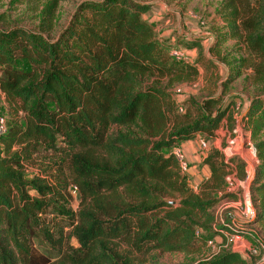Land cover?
Segmentation results:
<instances>
[{
    "label": "trees",
    "instance_id": "trees-1",
    "mask_svg": "<svg viewBox=\"0 0 264 264\" xmlns=\"http://www.w3.org/2000/svg\"><path fill=\"white\" fill-rule=\"evenodd\" d=\"M39 1L10 0L0 12V89L7 102L0 134V264H136V253L192 251L222 233L227 225L214 229L213 209L233 163L242 178L245 164L227 162L222 150L210 148L203 160L210 173L197 190L173 148L198 134L214 138L224 120L236 127V103L208 95L184 104V91L173 98L170 88L196 78L201 59L194 64L171 55L144 18L149 2L82 0L55 32L59 0ZM24 4L33 19L13 17ZM216 9L227 30L216 29L211 48L221 56L226 47L221 62L235 71L224 85L247 73L254 88L241 114L259 162L251 186L256 215L246 225L259 226L264 236V0H221ZM187 48L203 50L196 39ZM42 150L51 160L43 157L27 179ZM73 187L80 197L76 213ZM38 238L57 255L40 252ZM258 262L264 264L260 254L230 248L192 264Z\"/></svg>",
    "mask_w": 264,
    "mask_h": 264
},
{
    "label": "rangeland",
    "instance_id": "rangeland-1",
    "mask_svg": "<svg viewBox=\"0 0 264 264\" xmlns=\"http://www.w3.org/2000/svg\"><path fill=\"white\" fill-rule=\"evenodd\" d=\"M39 1V0H38ZM82 0H59L57 17L59 21V26L55 32H59L63 28L75 12L77 6ZM152 4V8L148 13L145 14L144 18L147 22L155 25L157 32L159 34L160 40L171 50H178L184 53L185 60L196 63V60L201 59V62L198 64V76L190 81H184L180 84L173 85L170 88V92L174 99H177L175 96V89L182 88L184 95L180 97L179 102L187 103L188 99L192 96L197 97L198 99L208 96V95H221L225 100L226 104L233 101L236 103L234 110L235 117L238 119L235 128L240 130V134H234L233 129H230L224 120L225 124L221 126L217 132L216 136L212 139H208L203 134L196 136L194 139L197 140L194 142L195 150L199 158L204 157L207 153L200 148V143L198 142L201 138L207 141L209 148L215 147L219 149H224L229 147L228 139L235 140L232 148L237 152L231 156L228 155L227 160L234 159L236 162H247L252 163V166L258 163L255 156V152L252 148V143H249L250 132L246 133L244 130V125L241 120V114L245 111L247 102L249 98L253 95L254 88L249 82L247 73L242 74L241 77L237 78L235 81L224 85V83L233 79L235 71H231L230 66L221 62V57L226 56V53L229 51L226 50V47H222L221 56L211 48L215 44V36L217 35L218 30L226 31L224 20L222 16L217 12V7L220 4L221 0H145ZM4 4L0 8V12L4 11L9 7L10 0H3ZM40 2V1H39ZM39 2H32V6L36 7L39 5ZM27 4L17 6L13 11V17L21 16L23 13L26 14L27 18H32L29 9H27ZM27 10V11H26ZM28 21V22H27ZM32 21V20H31ZM26 20V23L29 26H33L32 22ZM35 21V20H34ZM198 40L203 50L200 52L198 49H189L187 44L190 40ZM227 44H234V40L227 41ZM226 44V45H227ZM178 46L177 48H173ZM171 53V51H170ZM235 56V55H233ZM204 60H208V63L203 64ZM234 74V75H233ZM248 80V81H247ZM224 87L226 89L224 90ZM7 102L5 94L0 89V119H6L7 113ZM1 126V125H0ZM5 128V122H4ZM1 134V133H0ZM217 138V144L215 146ZM183 148V147H182ZM229 151V150H228ZM228 151H226L228 153ZM224 153V152H223ZM50 153L39 151L34 155L35 160L31 163V166L27 168L26 174H28L27 179L31 178L35 172H38L37 164L40 163L46 156V162L51 160ZM225 155V154H224ZM201 156V157H200ZM226 160V157H225ZM226 160V161H227ZM237 163H233V170L230 172V176H234L237 179L243 180L239 169L236 167ZM27 166V165H26ZM246 166V165H245ZM203 163L193 162L191 163V169L189 170L188 177L190 179V184L197 189L196 179H204L205 175L203 172ZM246 170V167H245ZM75 188H72V198H71V208L76 213L78 212L80 206V197L77 192H74ZM198 190V189H197ZM230 194L226 191L223 192L220 196L221 199L218 202L217 206L213 209V212L216 217L214 224V229L219 230L222 226L227 228L222 231V233L217 236L210 237L209 240H213V246H208L206 242L200 240L197 243V249L192 251L185 252H163L159 250H152L147 254L136 253V264H192L200 262L201 260L210 258L214 254L219 253L225 249H233L240 251L242 253H247V249L239 248L233 241H231L229 235L234 233L233 230L228 228L233 226L234 229L237 228H246L249 230V235L245 236L247 245L251 248H256L260 250L257 244L256 239L263 240L259 226L248 227L244 223V218L240 216L233 208H230V205L234 202L241 201L243 202V193ZM248 193H246L247 195ZM250 200L252 198V190H249ZM168 201L177 203L178 199L175 197H168ZM234 214V220L232 218H227L228 214ZM71 221L67 220L63 223L66 233L68 235L71 233L72 227L68 225ZM222 227V228H223ZM252 228L256 229L255 232H251ZM221 230V229H220ZM71 244L75 247L79 245L78 241L75 238L69 240ZM264 241V240H263ZM37 248L40 252H43L47 255L56 256V251L52 250L50 246L42 239L38 238L36 241ZM126 248V247H125ZM249 253V252H248ZM259 255V254H256ZM259 264V262L257 263Z\"/></svg>",
    "mask_w": 264,
    "mask_h": 264
},
{
    "label": "built area",
    "instance_id": "built-area-1",
    "mask_svg": "<svg viewBox=\"0 0 264 264\" xmlns=\"http://www.w3.org/2000/svg\"><path fill=\"white\" fill-rule=\"evenodd\" d=\"M171 55L177 59H183L185 60V55L183 52L180 53V51L178 50H171ZM182 88H178L175 89V94H180L182 92ZM180 111H183V107L179 108ZM4 118L0 119V133H3L5 131L4 128ZM234 134H240V130L238 128H235L233 130ZM235 140H229L228 139V144L230 145L227 148H222L220 150H222V152H224L223 154H225L224 156L226 157V160L229 159L228 155L231 156L233 154H237V152L232 148V145L234 143ZM200 144V148L202 150H204L206 153H208L210 151L209 145L207 143L206 140H204L203 138H201L198 141ZM250 143V141H249ZM229 150V151H228ZM228 151V153L226 152ZM173 153L175 154L176 158L179 161L180 164V168L182 170V172L188 173L189 170L191 169V163L187 158L186 152L185 150L177 145L173 148ZM232 157V156H231ZM231 160V158H230ZM230 160H227V162H230ZM258 161V160H257ZM245 167H246V175L245 178L243 180L241 179H237L235 178L233 175L227 176V184L225 187V191L227 193L230 194H238L240 192L243 193V202L238 201V202H234L233 204L230 205V208H233L240 216H242L244 218V223L250 222L254 219L255 215H256V207L253 201L250 200V196H249V190L252 186V183L254 182V180L256 179V174H257V167L259 162L252 166V163L245 161ZM74 192H77L76 188L74 190ZM241 193V194H242ZM246 193H248L246 195ZM228 219L232 218V220H234L235 215L234 214H228L227 215ZM239 228L234 229V233L230 234L229 237L231 239V241L234 242V244H236L239 248L243 249H247L248 252L250 254L256 255V254H260L261 255V261L264 263V241L261 239H256L258 247L260 248V250H257L256 248H251L247 245V241L245 239V236L242 235L239 230ZM196 234L199 236L200 232L197 231ZM214 241L213 240H208L207 241V245L208 246H213Z\"/></svg>",
    "mask_w": 264,
    "mask_h": 264
},
{
    "label": "crops",
    "instance_id": "crops-1",
    "mask_svg": "<svg viewBox=\"0 0 264 264\" xmlns=\"http://www.w3.org/2000/svg\"><path fill=\"white\" fill-rule=\"evenodd\" d=\"M198 136H200V135L198 134ZM195 141H197V140H195ZM195 141H193V140L187 141V142L181 144V147H183V149L185 150L187 158L190 161V163H193L194 161L203 163V160L207 156V154L204 157L200 156L201 158H199V156L196 153L197 151L195 150V147H194V142ZM214 143H215V146H216L217 138H216V142H214ZM203 166H204L203 172H204L205 178H207L209 176L210 171H209V168H208L207 165H203ZM196 181H197V183H199L200 181H202V179L199 178V179H196Z\"/></svg>",
    "mask_w": 264,
    "mask_h": 264
}]
</instances>
